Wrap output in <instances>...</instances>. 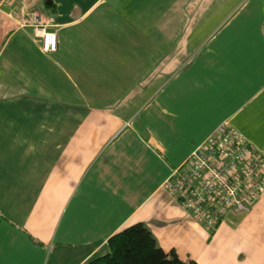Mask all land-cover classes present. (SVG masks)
<instances>
[{
  "label": "crops",
  "instance_id": "1",
  "mask_svg": "<svg viewBox=\"0 0 264 264\" xmlns=\"http://www.w3.org/2000/svg\"><path fill=\"white\" fill-rule=\"evenodd\" d=\"M256 2L227 6L205 32V0H170L161 21L173 36L138 77L144 53L127 72L121 48L153 41V19L145 27L132 13L141 0L0 7V264H86L136 224L184 262L264 264V195L210 233L164 188L224 128L264 157ZM32 12L53 21L56 52L44 54L25 25ZM133 79L150 82L129 97Z\"/></svg>",
  "mask_w": 264,
  "mask_h": 264
},
{
  "label": "built area",
  "instance_id": "2",
  "mask_svg": "<svg viewBox=\"0 0 264 264\" xmlns=\"http://www.w3.org/2000/svg\"><path fill=\"white\" fill-rule=\"evenodd\" d=\"M31 25L42 52H55L57 38L49 32L50 24L33 14ZM164 188L214 233L228 212L248 213L250 204L264 195V157L234 130L224 128L197 146L184 166L172 171Z\"/></svg>",
  "mask_w": 264,
  "mask_h": 264
},
{
  "label": "rangeland",
  "instance_id": "3",
  "mask_svg": "<svg viewBox=\"0 0 264 264\" xmlns=\"http://www.w3.org/2000/svg\"><path fill=\"white\" fill-rule=\"evenodd\" d=\"M170 0H141V4L139 6H136V8L132 9V13L139 15L140 17H142L144 24H146L145 27H150V25L153 24L152 30H153V41H138V39L136 40V45L132 44L130 45V47H122L121 50L123 52H125V60L127 61V72L129 70V68L131 67V62H130V56L132 55V53H144V59L142 60V63L139 64L137 66V69L139 68V66H141L142 70L140 73H137V77L139 75L144 76L145 75V69L147 67H149V64L151 62V59H155L156 55L158 52H166V48L165 46L167 45L168 41L172 38L173 33H172V29L168 27V25L166 24V22L161 21L162 18L167 17V9H166V5ZM175 1V0H174ZM195 1V0H192ZM202 1V0H201ZM216 2V4L218 5V3L222 4L219 6H223V8L221 10L214 8L213 6L211 7L210 2ZM245 0H205V10L201 11V16L203 19H206L205 17L208 18V22H206V25L204 26L205 32L210 31L214 25L219 22L220 20H222L226 14L228 13V9L227 6L232 7L235 4L238 3L241 4L242 2H244ZM256 9H253L255 11L256 14L252 13V10L250 11V17L253 20L254 16L256 17V21H259L262 19V28L261 30H264V22H263V17H264V0H256ZM13 0H8L6 3H2L0 1V7L5 6L4 4H6L8 7V5L12 4ZM181 2H191V0H181ZM255 4V5H256ZM240 6H238L236 8V10H238ZM20 12H22V10H20ZM33 14H39L38 12H32L31 15L29 16L30 21L29 22H25V25H28L32 28L31 25V21H32V15ZM41 15V14H39ZM42 16V15H41ZM43 17V16H42ZM44 18V17H43ZM45 19V18H44ZM151 19H153V21H151ZM47 21L48 24H50L48 30L50 33H54L56 35L57 38V33L55 32L56 30L54 29L56 26L53 24V21L51 19H45ZM157 21H159L158 24H155ZM36 38V37H35ZM40 40V37L37 38ZM41 42V40H40ZM113 43V42H110ZM130 42H128L129 44ZM135 46L136 49H135ZM193 47V45H192ZM193 49V48H192ZM57 50V49H56ZM132 50V52H131ZM134 50H136V52H133ZM191 50H186L185 52H190ZM56 52V51H55ZM152 52L154 54H152ZM54 53V52H53ZM138 60V57H137ZM150 80L147 79L146 81H137L134 82V79L131 80V82H129L131 84L130 88H129V97H134L133 95L135 94V91H139L140 89H142L144 91V89L146 88L147 84H149ZM124 91H126L124 89ZM144 94V93H143ZM140 97V95H139Z\"/></svg>",
  "mask_w": 264,
  "mask_h": 264
},
{
  "label": "trees",
  "instance_id": "4",
  "mask_svg": "<svg viewBox=\"0 0 264 264\" xmlns=\"http://www.w3.org/2000/svg\"><path fill=\"white\" fill-rule=\"evenodd\" d=\"M107 253L86 264H196L161 250L142 225L122 228L106 242Z\"/></svg>",
  "mask_w": 264,
  "mask_h": 264
}]
</instances>
